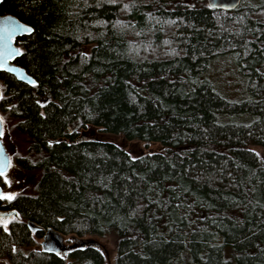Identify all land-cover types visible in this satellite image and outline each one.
I'll list each match as a JSON object with an SVG mask.
<instances>
[{
	"label": "trees",
	"instance_id": "1",
	"mask_svg": "<svg viewBox=\"0 0 264 264\" xmlns=\"http://www.w3.org/2000/svg\"><path fill=\"white\" fill-rule=\"evenodd\" d=\"M7 13L33 27L17 63L37 82L0 71L26 150L14 171L32 177L0 199L19 212L0 227L6 264H106L86 241L38 249L48 228L114 234L115 264H264V0H2ZM225 56L246 77L240 101L208 73ZM94 129L127 143L80 140Z\"/></svg>",
	"mask_w": 264,
	"mask_h": 264
},
{
	"label": "rangeland",
	"instance_id": "2",
	"mask_svg": "<svg viewBox=\"0 0 264 264\" xmlns=\"http://www.w3.org/2000/svg\"><path fill=\"white\" fill-rule=\"evenodd\" d=\"M208 73L210 76L214 79L217 87H219V91L228 99L234 100V101H240L247 97L246 87H245V76L243 77L240 75L242 71L239 68V65L235 61V59H232L229 56L220 57L211 62V65L209 66ZM213 81V82H214ZM214 82V83H215ZM0 92L4 93V87L3 84H1ZM0 93V94H1ZM0 116L2 117L4 121V129L8 127L9 135L12 132V129L10 126L13 125V120L9 119L4 112L0 110ZM94 134H89V136L93 137H107L112 140H116L117 142L121 144H125L127 142H124L121 137L116 136H110V135H104L103 133H100L97 129H94L92 131ZM13 135L10 136V145H11V151L14 149L16 150L17 147H15V143L23 149L25 148L20 144V142L13 140ZM15 141V142H14ZM27 145V142L24 141V145ZM129 152L133 156H139L141 155L148 147L144 142H131L130 144H127ZM151 151H159L162 149V145L158 142H154L150 145ZM13 149V150H12ZM253 149H255L258 152H262V149L259 148L256 145H253ZM22 150V151H23ZM15 169V158L13 155V163L10 168L8 176V181L5 187V194L12 193L15 195V190L20 185H30L32 183L31 176L27 177L23 171L21 173V169L18 171H14ZM36 175V174H35ZM34 175V176H35ZM44 238L39 239V244H37L38 249H42V241ZM93 244L98 249L102 251V253L105 256L106 264H115L116 256H117V243H116V236L114 234H109L107 236H86V237H78L75 235H65L63 234V243L65 247H79V245H86L87 243ZM70 248V249H71ZM68 250V249H67ZM64 252L57 251L59 253H65ZM229 260V259H228ZM230 261V260H229ZM0 264H6V260L4 258L0 257ZM229 264H234V262H231Z\"/></svg>",
	"mask_w": 264,
	"mask_h": 264
},
{
	"label": "water",
	"instance_id": "3",
	"mask_svg": "<svg viewBox=\"0 0 264 264\" xmlns=\"http://www.w3.org/2000/svg\"><path fill=\"white\" fill-rule=\"evenodd\" d=\"M207 2L211 8L231 11L236 9L242 3V0H207ZM16 25H23L26 28H30L31 31L18 30L9 38L6 30ZM32 32L33 27L20 20L17 16L10 13L0 14V71L11 73L18 80L34 85L37 82L36 79L30 75L23 66L16 62V59L23 54V50L17 44V38L29 35ZM9 53L11 54L9 55ZM0 118L2 117L0 116ZM4 127V121L0 119V169L3 170V173H6L13 163V155L7 150L2 140ZM84 136L85 134H82L80 140H82ZM0 193H5V189L1 185ZM5 216L19 218V212L16 209L1 211L0 219ZM28 224L34 230L40 229V226H37L31 221H28ZM43 238V250L58 253L57 251L64 252L66 249L71 248L65 247L63 243V234L53 228H48Z\"/></svg>",
	"mask_w": 264,
	"mask_h": 264
},
{
	"label": "flooded vegetation",
	"instance_id": "4",
	"mask_svg": "<svg viewBox=\"0 0 264 264\" xmlns=\"http://www.w3.org/2000/svg\"><path fill=\"white\" fill-rule=\"evenodd\" d=\"M22 37L23 36H20V37H18L17 38V44L19 45V47L23 50V47H22V44H21V41H22ZM18 59V58H17ZM16 59V60H17ZM17 62V61H16ZM1 84H4L3 82H2V79H0V89H1ZM1 93V92H0ZM4 102V107H3V109H4V111L3 110H1V108H0V110L2 111V112H4L5 113V115L7 116V117H10L9 116V110H10V108H11V104H10V100L9 99H6V96H5V94L2 92L1 94H0V105L2 104ZM88 132H86V131H80V136L82 135V134H85V136H84V138H87L88 137V135L89 134H87ZM83 138V139H84ZM81 139V138H80ZM2 140H3V142H4V144H5V146H6V148H7V150L12 154V151H11V149H10V142H9V140H10V135H9V130H8V127L7 128H5L4 129V133H3V135H2ZM11 168V167H10ZM9 171H10V169H9ZM9 171H7L6 173H4V175H0V185L5 189V187H6V184H7V181H8V176H7V174L9 173ZM1 200H5V199H1ZM5 205V204H4ZM5 210H10V209H8V208H3V207H1V205H0V212L1 211H5ZM12 218V217H11ZM11 218L10 217H2L1 219H0V221H6L7 223L5 224V223H3V222H0V227H2V228H4V229H8V227H9V225H10V222H11Z\"/></svg>",
	"mask_w": 264,
	"mask_h": 264
},
{
	"label": "snow or ice",
	"instance_id": "5",
	"mask_svg": "<svg viewBox=\"0 0 264 264\" xmlns=\"http://www.w3.org/2000/svg\"><path fill=\"white\" fill-rule=\"evenodd\" d=\"M0 2H2V0H0ZM18 30H23V31H31L30 28H26L25 26L23 25H16V26H13V27H10L9 29L6 30L7 32V36L10 38L12 36V34L15 32V31H18ZM15 51V50H13ZM11 53H9L10 55ZM2 119V118H0ZM0 175H4L3 173V170L0 169ZM14 198V194L12 193H8V194H5V193H0V199H5V200H12ZM0 222H3V223H7L6 221H0Z\"/></svg>",
	"mask_w": 264,
	"mask_h": 264
}]
</instances>
